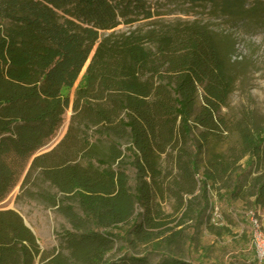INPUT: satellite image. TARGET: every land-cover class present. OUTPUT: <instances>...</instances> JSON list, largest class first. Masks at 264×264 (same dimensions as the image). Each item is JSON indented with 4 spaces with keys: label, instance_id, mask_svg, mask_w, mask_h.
Returning a JSON list of instances; mask_svg holds the SVG:
<instances>
[{
    "label": "trees",
    "instance_id": "16d2710c",
    "mask_svg": "<svg viewBox=\"0 0 264 264\" xmlns=\"http://www.w3.org/2000/svg\"><path fill=\"white\" fill-rule=\"evenodd\" d=\"M148 1L0 0V201L24 176L18 198L71 229L47 252L0 209V264H194L189 222L230 234L212 223V196L264 208V117L223 115L235 44L201 21L156 19ZM175 1L264 20V0ZM70 107L67 134L35 156Z\"/></svg>",
    "mask_w": 264,
    "mask_h": 264
},
{
    "label": "rangeland",
    "instance_id": "374dc122",
    "mask_svg": "<svg viewBox=\"0 0 264 264\" xmlns=\"http://www.w3.org/2000/svg\"><path fill=\"white\" fill-rule=\"evenodd\" d=\"M148 3L154 14H159L156 19L166 22L176 20L198 21L207 24L214 32L223 34L226 42L232 41L235 44V53L231 57L232 62H241L237 67V76L240 78L227 106L223 109V115L229 120L240 119L247 114H253L257 118L264 117V20L258 22H242L227 19L221 16L211 5L199 4L190 5L175 0H149ZM253 4L252 0L248 1ZM147 21H142L138 26L147 28ZM128 27L120 26L118 32H126ZM87 66V65H86ZM80 75L76 86L69 92L73 98L75 89L83 82L87 67ZM64 92V94H69ZM60 128L47 145L35 153V156L49 152L61 142L69 129L70 119L73 111L70 107L66 111ZM133 176V171L129 172ZM20 178L13 191L2 201L1 210H16L23 216L26 225L35 233L39 245L44 251L53 252L58 249V234L68 231L70 225L67 220L57 213L56 209L49 208L38 201L27 200L24 197L18 198L21 192ZM173 201L163 203L166 212L172 213ZM213 209L221 213L220 227H226L230 234H225L221 239L215 238L207 230L194 226L189 222L188 234L196 241L185 248V260L194 264H264V260L257 257L252 246V224L248 214L254 211L264 232V208H255L250 201H222L212 196ZM256 210V211H255ZM117 246L114 252L115 259L125 252ZM123 250V251H122ZM145 251L144 248L139 252ZM162 256L157 254L152 257V264H159Z\"/></svg>",
    "mask_w": 264,
    "mask_h": 264
},
{
    "label": "built area",
    "instance_id": "2783aa9c",
    "mask_svg": "<svg viewBox=\"0 0 264 264\" xmlns=\"http://www.w3.org/2000/svg\"><path fill=\"white\" fill-rule=\"evenodd\" d=\"M250 219V224H252V246L257 253V257L262 261L264 260V232L262 228V224H260L257 216L255 215L254 211H251L248 214ZM221 213L219 210L214 209L212 214V223L214 225H218L221 220Z\"/></svg>",
    "mask_w": 264,
    "mask_h": 264
}]
</instances>
